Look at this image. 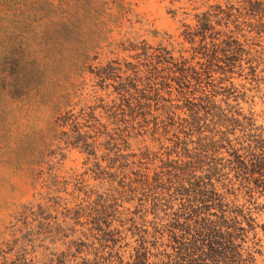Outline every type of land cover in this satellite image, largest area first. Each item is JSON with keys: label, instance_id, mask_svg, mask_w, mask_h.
Segmentation results:
<instances>
[{"label": "rangeland", "instance_id": "374dc122", "mask_svg": "<svg viewBox=\"0 0 264 264\" xmlns=\"http://www.w3.org/2000/svg\"><path fill=\"white\" fill-rule=\"evenodd\" d=\"M210 4L222 7L216 28L240 43L217 59L182 34V22L193 25L194 14ZM77 5H98L115 17L125 6L130 13L113 38L167 46L187 58L198 78L183 83L168 63L154 70L139 49L104 53L85 67L69 56L57 60L55 16ZM15 43L25 56L18 66L3 59ZM108 59L122 67L105 78L87 66H106ZM128 62L137 70L126 69ZM15 72L21 85L11 89ZM72 83L74 111L97 105L107 132L94 153L68 139L69 127L55 133L56 116L71 107L56 102ZM1 87L9 93L0 101V264H194L192 255L181 254L192 243L180 241L196 225L200 210L191 208L189 194L199 180L223 193L232 215L252 208L256 227L244 247L257 242L256 264H264V194L250 199L234 167L249 157L250 146L264 145V16L246 15L235 0H0ZM55 173L71 181L59 191ZM82 184L91 194L77 212L81 199L74 195ZM201 211L211 219L221 215L213 205Z\"/></svg>", "mask_w": 264, "mask_h": 264}, {"label": "trees", "instance_id": "16d2710c", "mask_svg": "<svg viewBox=\"0 0 264 264\" xmlns=\"http://www.w3.org/2000/svg\"><path fill=\"white\" fill-rule=\"evenodd\" d=\"M235 1L245 11L246 15L264 16V0ZM121 7L122 11L116 17L111 12H106L105 9L101 13L98 5L92 6L90 9L77 5L70 13L60 16L56 15L55 46L58 48V51H56L57 60H64L65 57L69 56L72 59L74 58L75 63L80 62L85 67V63L89 60L99 58L104 53L117 54L120 51L139 49L140 52L136 53L137 56H145L150 68L154 70H158L160 64L168 63L176 67L175 71L179 72L180 77H175L183 80V83L189 80V77L198 78V71L189 63L187 58L183 57V55H180V58L175 57L173 49H169L167 46H159L154 50L144 40L139 41L140 44H135L129 38H124V34L121 35L120 39L113 38L112 34L116 31L115 28L121 29L123 17L130 13L125 6L122 5ZM212 7L213 9L194 14L195 23L193 25L182 22L184 27L182 34L186 41L190 43L197 42V46L203 49L205 55L207 54L213 59H217L220 58V54L226 55L229 52H236L240 43L229 31L222 32V30L216 28V25H221L219 22L220 13L223 12L220 4H210V8ZM96 11H98V14L93 16L92 12L96 14ZM238 12L241 15L242 12ZM239 17L241 16H235L237 24L244 23ZM118 33H120V30ZM221 35L226 36V39L224 38L220 42L218 39ZM207 38H209L208 41ZM221 43L224 44L222 45ZM4 53V61L9 62L12 66H18L25 59L24 49L18 43L11 45V50H6ZM91 56L93 57L91 58ZM116 60L108 59L106 66L97 65L93 68H91V64L87 66L92 69V73L100 78H105V75L109 72L121 70L122 65ZM153 60H156L158 64L154 65ZM113 63H117L119 66L113 65ZM126 69L136 71L137 65L128 62ZM20 78V72H17V74L15 72L11 83L7 87L11 89L19 87L21 85L19 84ZM72 86L73 90L64 91L56 102L58 107H71L63 113L59 112L56 116L55 133L60 132L59 127H69L73 131V135H70L68 139L73 138L72 143H81L87 150L94 153L97 148L98 136L103 133L106 135L107 132L102 129L104 124L100 122V118L95 112L97 105L84 103L78 110L74 111L79 102L73 101L77 87L73 83ZM8 93L9 91L6 87H1L0 101ZM91 96L92 98H97L94 95ZM101 107L102 109L104 108V106ZM83 127H86L84 132L81 131ZM61 132L66 134L64 130H61ZM110 138L112 137L110 136ZM65 141L69 143V140ZM248 152L249 157L247 159L243 157L237 159L234 167L238 176H241L246 181L244 187L251 199L255 192L260 193L262 191L264 194V145L261 146V149L250 146ZM141 175L145 183L149 184L148 174L142 171ZM68 182L71 181L61 180L55 173V191H59V187L63 184L67 185ZM199 182L197 188L190 189L189 194L190 197H194L192 201H195L192 203L191 208L200 210L196 218H194L196 225L193 228L188 227L187 236L183 237L185 240L180 241L181 245L192 243V247L181 248L183 250L181 254L185 256L192 255L190 261L194 260V264H256L255 254L259 253V249L256 248L257 242L252 241L253 245L244 247V243H246L250 233H253L254 227H256L252 217V208L243 206V208H238L236 211H239L238 214L232 215L230 213L231 207L227 206L229 202H227L223 193L218 192L214 187L210 188L211 182H205L204 180H199ZM79 183L81 182L77 180L74 182L76 186ZM77 190L79 193L74 195V198H80L81 202L76 203L74 211L81 212L88 206V204L85 205L83 202L90 198L91 190L86 184L80 185ZM81 193L84 197H80ZM211 205L217 206L219 212H221V215L217 216L216 219L200 214L205 213L201 210L210 209ZM233 205L235 206V204ZM238 215L246 221L247 228L244 227ZM253 238H255V234ZM193 248L196 253L192 252Z\"/></svg>", "mask_w": 264, "mask_h": 264}]
</instances>
